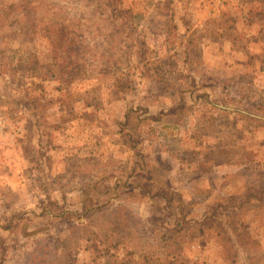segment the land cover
I'll list each match as a JSON object with an SVG mask.
<instances>
[{"label": "rangeland", "instance_id": "obj_1", "mask_svg": "<svg viewBox=\"0 0 264 264\" xmlns=\"http://www.w3.org/2000/svg\"><path fill=\"white\" fill-rule=\"evenodd\" d=\"M262 68L264 0H0V264H264Z\"/></svg>", "mask_w": 264, "mask_h": 264}, {"label": "crops", "instance_id": "obj_2", "mask_svg": "<svg viewBox=\"0 0 264 264\" xmlns=\"http://www.w3.org/2000/svg\"><path fill=\"white\" fill-rule=\"evenodd\" d=\"M248 54L251 56L254 55V52L251 51ZM256 70L260 71V68H257ZM4 136L1 138L2 141H0V149L4 150L2 152L0 150V186L7 191H14L17 185L15 182L17 172L15 170L27 163V159L20 143H17L16 145L14 139L12 140V144L11 142L4 143L3 139L6 140ZM2 154L5 156L3 157ZM22 180L24 181V179Z\"/></svg>", "mask_w": 264, "mask_h": 264}]
</instances>
